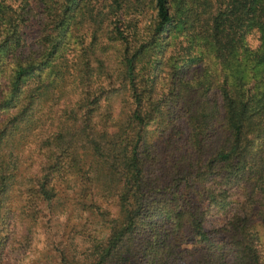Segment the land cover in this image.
<instances>
[{
    "label": "trees",
    "instance_id": "trees-1",
    "mask_svg": "<svg viewBox=\"0 0 264 264\" xmlns=\"http://www.w3.org/2000/svg\"><path fill=\"white\" fill-rule=\"evenodd\" d=\"M80 25L91 43L66 48ZM104 40L120 92L106 122L88 75ZM0 120V264L30 246L40 205L70 180L89 212L117 209L107 235L84 236L81 264H264V0H0ZM19 127L49 129L39 162L29 139L5 150Z\"/></svg>",
    "mask_w": 264,
    "mask_h": 264
},
{
    "label": "rangeland",
    "instance_id": "rangeland-1",
    "mask_svg": "<svg viewBox=\"0 0 264 264\" xmlns=\"http://www.w3.org/2000/svg\"><path fill=\"white\" fill-rule=\"evenodd\" d=\"M151 13V11L148 13V18L151 17ZM126 19L128 20L127 17ZM29 25L30 28L26 30L27 40L29 43H34L33 56H36L38 54L39 47L35 44V39L38 37L40 29L35 20L31 21ZM76 34L80 38L77 37L75 39L73 37L69 38L68 36L63 41L67 46L66 48L71 47L75 48L76 51H79L80 42L85 46H88L89 43H91V31H88L87 27L84 25H80L79 28H76ZM247 41L252 49L257 48L260 43L257 33H253L248 36ZM89 49L91 56L98 55L101 61H105L101 66V64H98L94 57H92L91 59L94 62L92 63L91 72L88 75H91L94 79L99 78V81H102L104 86V93L101 95L99 100V105L102 109L101 112H98V117L96 118L106 122L110 119L116 118L120 105V98L116 97L120 95V92L115 91L118 89V84L109 88V85L115 82L117 77L116 75L118 73V70L115 73L113 71L116 63L117 49L105 40L103 42H99V44H93ZM56 58L58 59V57ZM204 64L203 66L209 65L208 62H205ZM185 73L189 79H195L201 74L204 75L203 69L200 67L192 68L185 71ZM74 74L78 73L74 71ZM37 75L41 83H43L45 80L47 81L49 69L45 68L43 71L42 68ZM52 78L53 76H51V80ZM105 78L108 79L105 80ZM5 82L6 79L3 80V83ZM95 83L98 84L96 81ZM63 88L66 91L69 89L67 85ZM53 92L54 87L51 86L49 88L50 96ZM51 98L52 97L49 98V101ZM74 98L75 96H73L72 100ZM213 98V94L207 96V99L213 100ZM217 101L220 104L221 100L218 96ZM44 102L45 106H48V97ZM66 102L67 100H60L57 104L59 110L65 108ZM56 110L57 108H55L54 111ZM49 116H52L51 113ZM147 129L149 130V127ZM26 131H28L27 128L22 129V127H19L18 130L14 129L13 133H11L12 135L9 141V147L5 150H10V152L13 153L14 148L15 150L19 148L18 142H22V139H29L30 141L26 146L25 153H28L30 150L32 156L39 162L42 154L38 149L35 151L34 149L40 142L41 138H43L42 136L47 135L49 129L46 130L47 133L43 130H35L32 138L31 135L29 137H24L28 135ZM149 136L153 137L155 134L151 132ZM3 155L4 154H2V156ZM18 155L21 157L20 152ZM57 188V198L54 199L51 204L40 205V212L38 217H36L37 221L33 229L34 236L31 240V244L26 250L24 249L23 251L13 254V261L15 264H59L61 254H64L71 262L73 261L75 264H81L84 251L89 247V243L84 239V236L90 234L92 239L100 238L102 233L107 235V230L104 228V226L107 225L105 219H111L117 215V209L115 206L101 203L99 204L98 210L94 209L92 210L93 213H91L87 208H85L88 201L85 199L81 200L80 191L84 188L83 184H80L75 180H70L64 183L59 182L57 184ZM104 212H108V215L104 216ZM88 222H90V224H88ZM150 239L154 240L153 237H150L149 240ZM185 247L190 248L188 245Z\"/></svg>",
    "mask_w": 264,
    "mask_h": 264
}]
</instances>
